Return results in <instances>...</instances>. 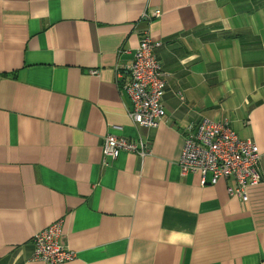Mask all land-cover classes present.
I'll use <instances>...</instances> for the list:
<instances>
[{
    "label": "crops",
    "instance_id": "crops-1",
    "mask_svg": "<svg viewBox=\"0 0 264 264\" xmlns=\"http://www.w3.org/2000/svg\"><path fill=\"white\" fill-rule=\"evenodd\" d=\"M143 28L161 43L157 129L117 83ZM203 119L253 141L264 179V0H0V264H45L32 237L58 221L67 264H264V184L243 202L232 178L181 173ZM109 134L151 154L103 163Z\"/></svg>",
    "mask_w": 264,
    "mask_h": 264
},
{
    "label": "built area",
    "instance_id": "built-area-1",
    "mask_svg": "<svg viewBox=\"0 0 264 264\" xmlns=\"http://www.w3.org/2000/svg\"><path fill=\"white\" fill-rule=\"evenodd\" d=\"M155 18L160 11H155ZM161 46L154 41L147 28L139 31V43L131 64L126 67L128 78L117 74L121 93L129 98L127 115L131 122L145 129H157L165 111L162 98L166 90L165 73L157 59ZM184 144L179 160L183 175H199L201 185L216 184L221 178H232L230 196L247 201L246 189L264 184L260 170L261 155L257 145L240 139L227 123L203 119L184 131ZM135 154L141 159L151 154L150 145L142 140H128L113 134L106 135L102 143L103 163L117 159L120 152ZM61 221L55 222L32 237L31 258L45 264H67L75 260L74 253L58 243Z\"/></svg>",
    "mask_w": 264,
    "mask_h": 264
}]
</instances>
